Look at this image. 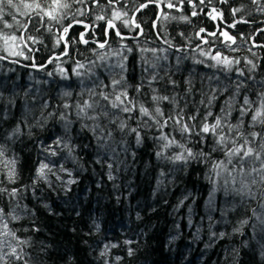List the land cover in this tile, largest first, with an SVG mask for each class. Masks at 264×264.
I'll return each mask as SVG.
<instances>
[{
    "label": "trees",
    "instance_id": "1",
    "mask_svg": "<svg viewBox=\"0 0 264 264\" xmlns=\"http://www.w3.org/2000/svg\"><path fill=\"white\" fill-rule=\"evenodd\" d=\"M168 2L120 0L115 7L127 12L126 18H133L140 5H148L135 18L144 31L139 39L121 41L114 33L108 38L104 34V23L100 21L96 22L95 32L85 37L90 41L87 45L71 43L85 31L81 25H76L68 35L69 53L60 60L53 58L63 55L64 44L55 46V36L43 28L39 32L29 28V34L43 42H29L33 50L24 49L23 56L10 55L0 42V57H6L0 58V143L6 145L9 157H16L20 174L15 185L5 181L0 186H26L20 193L19 202L31 212L13 227L21 229L19 234L32 240V247L26 249L31 253L29 264H264V233L252 213L255 209L258 216L264 217V207H261L264 199L259 185L253 187L256 198L245 197L242 202L239 197L226 200L222 191H216L210 207L213 192L210 177L213 174L208 164L192 162L187 166H174L156 158L157 149L151 139L137 147L133 137L127 138L129 151L122 152L121 146H117L119 155L113 160L111 152L105 154L98 148L92 132L84 127L93 122L76 115L75 105L88 99V95L86 92L80 95L84 86L80 84L81 78L73 75L72 68L76 61L88 66L89 61L96 60L93 49L102 50L92 41L103 42L107 38L112 50L121 48V44L132 49L130 53H123L127 56L125 76L131 85L136 86L142 80L146 83L150 75L157 72L163 79L153 87L162 95L187 99L188 113L197 108L201 113L205 112L207 108L199 101H207L215 94L219 98L211 110L219 114L238 81H244L245 88L237 98V108L243 95L255 99V93L264 91V46L255 49L257 42H264V33L258 41L251 42L259 27L257 23L264 20V0H259V4L252 0H205L204 4L192 0L195 9L188 0L183 3L172 0L181 10L167 8ZM161 7V17L153 26ZM212 8L222 13L223 21H243L235 24L241 48L233 51L237 45L218 46L224 40L218 35L211 37L204 47L193 48L198 43L196 33L201 28L215 29L207 15ZM234 9L240 11L234 13ZM193 10L198 15L192 16ZM105 11L111 15L110 10ZM100 13V9H94L80 19L92 23L95 15ZM162 14L177 18L188 15L190 22L164 21ZM117 25L123 34L141 31L124 27L119 22ZM179 47H182L181 51H177ZM142 49H157V52L153 54ZM165 49L167 51H163ZM201 50L211 55L219 52L222 56L240 60V64L234 65L231 72L212 67L215 61L200 55ZM157 56L162 58L157 60ZM165 56L167 59H163ZM50 59L52 63H48ZM197 60L204 62L196 63ZM247 60H252L257 68L250 70ZM118 61L119 57L113 56L109 62ZM151 64L156 67L151 68ZM58 65L68 70L69 79L59 75ZM241 69L245 73L242 77L238 75ZM97 75L104 83L109 82L110 77L101 69H97ZM92 80L95 77L85 78V85L92 87ZM170 80L176 82L175 87ZM66 91L71 92V96H64ZM130 94L134 95L131 90ZM64 103L73 107L65 109ZM183 103L181 100V106ZM164 107L166 111L169 108L167 104ZM61 115L71 121L67 130ZM232 115L236 117V111ZM232 122L235 123V119ZM17 125L22 134L10 141L3 139V134L10 133ZM57 138L62 141L59 147L54 144ZM116 140H120L119 134H116ZM64 144L69 145L70 153ZM49 145L56 150V156L44 151ZM213 159H223V156L214 153ZM49 161L55 173L48 174L50 183L37 181L33 185L39 163ZM108 163H112L111 169L107 167ZM61 165L67 171H60ZM110 175L114 178L110 179ZM245 220L247 223H242ZM23 228L39 231L24 232ZM221 232L225 233L223 238L219 237ZM213 233L217 235L213 236ZM129 248L133 250L131 256L128 255ZM102 252L105 254L101 255Z\"/></svg>",
    "mask_w": 264,
    "mask_h": 264
},
{
    "label": "snow or ice",
    "instance_id": "2",
    "mask_svg": "<svg viewBox=\"0 0 264 264\" xmlns=\"http://www.w3.org/2000/svg\"><path fill=\"white\" fill-rule=\"evenodd\" d=\"M180 2L183 3L184 0H180ZM188 2L192 3V0H188ZM223 2H227V0H223ZM252 2L259 4V0H252ZM119 3L120 0H106L104 4L101 3V0H0V42L3 44V50L10 55L23 56L24 49L33 50L29 47V42L32 44L43 42L29 34V28H34L37 32L43 28L55 36V46L65 45L63 55L67 56V47L70 42L69 31L76 25H81L86 31L81 32L78 40H71V43L87 45L90 41L85 37L89 33L95 32V28L98 27L96 22L100 21L104 23L106 37L110 33H114L123 41L126 37L117 26V22L124 27L134 29H140V24L136 23L133 18H126L128 13L115 7ZM199 3L204 4L205 0H199ZM147 6V4H142L140 8ZM166 7L181 10L172 0H169ZM192 7L195 9L196 4L192 3ZM94 9H100L101 13L95 15L92 23H85L80 19V17L88 16ZM105 9L111 11L110 16L107 15ZM237 11L240 9L233 10L234 13ZM191 15L196 16L198 13L193 10ZM207 15L212 20L222 18V13H218L215 8H212V11ZM21 17L23 19H20ZM162 18L164 21L190 22L188 15L177 18L162 14ZM57 26L59 27L57 28ZM229 27H235V24L229 25ZM205 31L203 28L200 29V33ZM181 35L183 34L181 33ZM207 35L216 36L217 33L208 32ZM220 35L226 44L231 42L228 44L229 47L236 43V38L227 31L221 32ZM207 42L204 40V43ZM92 43L97 44V48L102 50L93 49L97 59L89 61L88 66L76 61L72 73L81 78L80 84L84 86L80 95L83 96L85 92L88 95V99L75 105L76 115L78 118L93 122L91 126L84 125V127L92 132L98 148L103 149L105 154L111 152V158L115 160L119 155L117 146H121L120 151L122 152L129 151L128 137L134 138L137 147L143 145L146 139H151L157 149L155 156L158 160L166 161L174 166H187L192 162H203L209 165L210 172L213 174L210 177L213 183V192L209 200L210 207L216 191H222L226 200L229 197H239L241 202L245 197L255 199L257 194L253 191V187L256 185L260 186V195L264 199V91L255 93V99L249 95H243L237 108V98L240 97L241 89L245 88L244 81H238L232 95L224 101L219 114H214L211 110L214 101L219 98L215 94L207 101L204 99L199 101L200 105H205L207 108L205 112L201 113L197 108L194 112L188 113L186 112L187 99L178 97V95H162L159 89L153 87L154 83L163 79V77H159V73L153 72L146 83L142 80L136 86L128 82L125 76L127 56L123 53L125 51L130 53L132 49L127 45L121 44V48L112 50L108 39L103 42L92 41ZM165 43L169 42L165 40ZM142 51H151L155 54L157 49H142ZM163 51H167V49ZM177 51H181V49H177ZM200 55L215 61V64L211 65L212 67H219L229 72L233 71L234 65L240 64V60L222 56L219 52L216 55H211L201 50ZM113 56L119 57V61L110 63ZM28 58L25 57V59ZM161 58L156 57L157 60ZM53 59L60 60V56H55ZM163 59H167V57L165 56ZM179 59L177 57V62ZM52 62L51 59L48 61V63ZM203 62L196 61V63ZM246 63L251 65L250 70L257 68L252 60H247ZM33 66L35 67V65ZM57 67L59 75L63 79H69L68 70L59 65ZM150 67L154 69L156 65L151 64ZM97 69L108 74L110 77L108 83H104L100 79ZM116 69H119V72ZM48 75H52V73H48ZM238 75L242 77L245 73L241 69L238 70ZM92 77H95V80H92L93 86H86L85 78L91 80ZM169 83L173 87L176 86V82L173 80H170ZM98 88L100 91H97ZM130 90L134 95L130 94ZM63 95L71 96V92L66 91ZM0 98H2V93H0ZM181 100L184 101L183 106H181ZM165 104L169 106L167 111L164 107ZM44 107H47V104ZM63 107L68 109L73 105L64 103ZM233 111H236V117H233ZM60 119L66 121L65 128L67 130L71 121L67 120L66 115H61ZM233 119H235V123L232 122ZM257 128L259 130H255ZM21 134V128L17 125L10 133H4L3 139L10 141ZM116 134L120 135L119 141L116 140ZM61 143L59 138L54 141L57 147ZM64 147L68 149L69 153L71 152L68 144H64ZM44 151L51 156L57 155L51 145L44 148ZM214 153L222 154L223 159L214 160ZM132 155L135 156V153L133 152ZM50 163L52 162L39 163L33 185L37 181L50 183L47 179L48 174L55 175ZM112 166V163L107 164L110 169ZM0 168H2L0 176L3 177L0 179V185H4L5 181L15 185L20 178L17 171V159L15 156L7 155L6 145L3 143H0ZM60 171H67V169L61 165ZM163 175L162 172L161 176ZM59 178L57 176V179ZM109 178L113 179L114 177L110 175ZM72 182L74 181H69V183ZM24 187L0 186V204L3 205L0 206V264H29L31 253L26 249L32 247V240L20 235L21 229L13 227L31 212L19 202L20 193ZM18 209L19 211H17ZM252 213L259 221L261 232L264 233V217L258 216L255 209L252 210ZM242 223L246 224L247 220ZM22 231H39V229L23 228ZM212 235L216 236L217 234L213 233ZM224 235L223 232L219 233L220 238H223ZM125 243L130 244L131 241ZM112 247H116V245H112ZM104 254L101 253V255ZM132 254L133 250L129 248L128 255Z\"/></svg>",
    "mask_w": 264,
    "mask_h": 264
},
{
    "label": "flooded vegetation",
    "instance_id": "3",
    "mask_svg": "<svg viewBox=\"0 0 264 264\" xmlns=\"http://www.w3.org/2000/svg\"><path fill=\"white\" fill-rule=\"evenodd\" d=\"M210 20H212L211 18H210ZM219 20V21H218ZM218 20H212V23L213 24H215V29H214V31H209V32H216L217 33V35L218 36H220L221 38H223L221 35H220V33L221 32H223V31H227L230 35H232V36H234L235 38H236V43L235 44H233V46L234 45H236L237 43H239L240 42V40H239V37H238V30L235 28V27H229V25H232V24H236V23H234V21L233 22H228V21H223L222 20V18H219ZM222 24H221V23ZM118 26V25H117ZM258 26V25H257ZM255 28V27H254ZM257 29H258V27H257ZM217 30H218V32H217ZM86 31V30H85ZM199 34V35H198ZM196 35H197V37H198V43H197V47H201V46H204L205 44H207L209 41H210V38L211 37H213V36H208L206 33H200V31H198L197 33H196ZM216 35V36H217ZM108 38H109V35L107 36ZM257 40V39H260L261 37L260 36H258V34H257V30H256V34L255 35H253L252 36V39L251 40H255L254 38ZM107 38V39H108ZM203 38H206V40L208 41L207 43H204V41H203ZM224 39V38H223ZM258 41V40H257ZM229 44V43H228ZM228 44H226L225 42L223 43H220L219 45L220 46H224L223 48H225ZM256 44H259V46L260 45H262L263 43H260V41L259 42H257ZM231 46H232V44H231Z\"/></svg>",
    "mask_w": 264,
    "mask_h": 264
},
{
    "label": "bare ground",
    "instance_id": "4",
    "mask_svg": "<svg viewBox=\"0 0 264 264\" xmlns=\"http://www.w3.org/2000/svg\"><path fill=\"white\" fill-rule=\"evenodd\" d=\"M142 10V9H141ZM258 25H259V27H258V29H257V34H258V36H262L261 34L262 33H264V26H261V25H263L264 24V20L260 23V22H258L257 23ZM206 30V29H205ZM208 31V30H207ZM143 30H142V32L140 31L138 34L137 33H134V34H132L133 36H134V38L133 39H139V37L143 34ZM217 32H218V30H217ZM137 36H139L138 38H137ZM160 39H161V37H160ZM162 40V39H161ZM252 41V40H251ZM260 43H263L264 44V42L262 41V40H260ZM182 47H184V48H190V47H186V46H183L182 45ZM182 47H179L178 49H182ZM201 47H204V46H201ZM194 49H195V47H193ZM193 48H191V49H193ZM196 48H197V46H196ZM197 50V49H196Z\"/></svg>",
    "mask_w": 264,
    "mask_h": 264
},
{
    "label": "water",
    "instance_id": "5",
    "mask_svg": "<svg viewBox=\"0 0 264 264\" xmlns=\"http://www.w3.org/2000/svg\"><path fill=\"white\" fill-rule=\"evenodd\" d=\"M141 9L142 8H140V10L139 11H141ZM161 9H162V7H161ZM139 11H137L132 17H133V19L135 20V18L137 17L136 15L138 14V12ZM86 23V22H85ZM234 23H243V21L242 20H236ZM71 31V30H70ZM70 31H69V33H70ZM69 33H68V35H69ZM204 33H208V31H205ZM126 38L125 39H133L134 38V36L132 35V34H128V35H125V34H123ZM133 37V38H132ZM139 36H137V38H138ZM204 40H206V38H203V41ZM65 46V45H64ZM68 49H69V46L67 47V51H68ZM69 53V52H68ZM65 55H62V56H60V57H64Z\"/></svg>",
    "mask_w": 264,
    "mask_h": 264
},
{
    "label": "rangeland",
    "instance_id": "6",
    "mask_svg": "<svg viewBox=\"0 0 264 264\" xmlns=\"http://www.w3.org/2000/svg\"><path fill=\"white\" fill-rule=\"evenodd\" d=\"M160 17H161V14H159V17L154 21V24H153V26L156 24V22L160 19ZM140 29H142L143 30V28L141 27V24H140ZM254 38V37H253ZM251 39H252V37H251ZM255 39V38H254ZM251 42H253V40L251 41ZM229 44L231 43V42H228ZM255 43V42H254ZM233 45V44H232ZM237 46L236 47H233L234 49H239V48H241V46H240V44L239 43H237L236 44ZM244 45V44H243ZM263 46H264V44H262ZM218 46H220V45H218ZM259 46V44H255V49H257V47ZM261 46V45H260ZM244 47V46H243ZM199 47H195V49H198Z\"/></svg>",
    "mask_w": 264,
    "mask_h": 264
}]
</instances>
